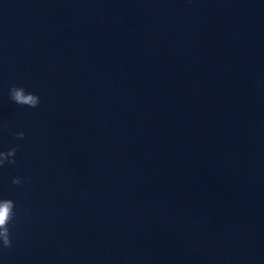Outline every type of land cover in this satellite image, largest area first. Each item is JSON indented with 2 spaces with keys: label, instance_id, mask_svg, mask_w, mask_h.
Returning <instances> with one entry per match:
<instances>
[{
  "label": "water",
  "instance_id": "water-1",
  "mask_svg": "<svg viewBox=\"0 0 264 264\" xmlns=\"http://www.w3.org/2000/svg\"><path fill=\"white\" fill-rule=\"evenodd\" d=\"M10 149L0 145V152ZM14 159L0 166V199L15 203L12 247L0 242V264H264L263 210L157 190L18 149Z\"/></svg>",
  "mask_w": 264,
  "mask_h": 264
},
{
  "label": "clouds",
  "instance_id": "clouds-1",
  "mask_svg": "<svg viewBox=\"0 0 264 264\" xmlns=\"http://www.w3.org/2000/svg\"><path fill=\"white\" fill-rule=\"evenodd\" d=\"M10 98L16 104L21 106H29L31 108H36L40 104V97L35 93L27 92L22 86H13L10 89ZM25 137L24 132H19L17 134L18 139H23ZM17 148H12L7 152H0V166H3L6 162L10 164H15ZM11 157L12 159H10ZM13 183L19 185L21 183L20 178H14ZM14 207L15 203L11 199H0V242L4 248L12 247L11 232L9 229V224L14 218ZM10 210L11 219H10Z\"/></svg>",
  "mask_w": 264,
  "mask_h": 264
}]
</instances>
